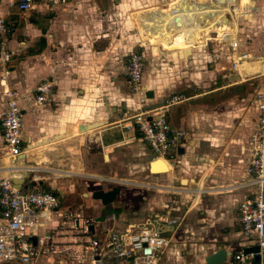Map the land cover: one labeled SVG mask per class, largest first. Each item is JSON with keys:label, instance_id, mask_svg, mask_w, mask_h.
Here are the masks:
<instances>
[{"label": "crops", "instance_id": "0c3cea01", "mask_svg": "<svg viewBox=\"0 0 264 264\" xmlns=\"http://www.w3.org/2000/svg\"><path fill=\"white\" fill-rule=\"evenodd\" d=\"M181 1L72 0L19 12L8 0H0V16L9 32L11 65L6 81L17 90V102L25 108L21 130L24 152L16 157V163L23 167L21 184L51 190L59 199L69 201L59 204L45 224V232H50L59 246H72L69 236L53 231L62 213L95 221L103 209L104 205L89 196L94 189L107 190L122 183L111 203L118 213L105 214H113L115 219L106 221L104 228L140 222L150 216L149 212L151 216L158 213L170 217L168 210L172 208L164 204L168 193L162 190H169L166 186L172 179L184 186L192 182L194 188L188 192L194 193V198L185 210V221L171 237L173 247L170 243L159 264H202L203 258L218 248L231 253L248 243L239 232L236 205L255 191L254 185L245 184L249 180L245 164L247 140L256 127L257 114L250 107L243 113V98L238 104L231 97L218 100L217 90L234 84L233 79L239 76L254 85L253 92L261 77H249L256 62L247 63L240 73L236 70L222 75L226 83L216 85V77H207L203 67L207 65L209 73L222 70L215 61L230 59L226 43L208 40L214 32L219 36L237 30L238 51L254 57L264 54L260 48L264 45V0H238L237 5L242 3L247 9L221 20L219 31H212L204 45L193 42L195 21L183 24L180 15L186 13L195 19L209 16L212 0H186L198 6L195 10L193 6L184 9ZM142 17L147 23L152 19L156 32L151 25L140 24ZM169 18V25L157 23ZM180 34L186 35L173 37ZM138 40L146 48L144 61L151 67L147 71L149 66H144L140 95L129 91L123 62ZM168 51L172 53L165 54ZM41 81L50 82V100L35 105L31 90ZM176 92H183L184 99L169 105L164 114L171 127L184 131V137L175 157L164 159L170 167L154 172L151 165L156 160L148 161L152 155L149 148L134 129L126 127L123 117L159 107ZM139 96L143 101L139 102ZM3 104L0 93V116ZM143 161L149 172L146 177L151 176L147 188L152 192L144 197L146 213L130 214L127 201L121 202L119 197L127 193L124 186L132 188L126 184L137 183V167ZM57 233L60 235L54 238ZM178 240L182 244H177ZM226 259L230 264L231 255ZM56 261L63 264L61 258Z\"/></svg>", "mask_w": 264, "mask_h": 264}, {"label": "built area", "instance_id": "2783aa9c", "mask_svg": "<svg viewBox=\"0 0 264 264\" xmlns=\"http://www.w3.org/2000/svg\"><path fill=\"white\" fill-rule=\"evenodd\" d=\"M69 1L72 0H8V3L17 11L24 12L36 11L39 7H55ZM226 1L228 9L224 15L235 14L234 3L231 0ZM195 20L193 16L190 17V21ZM170 22L171 18L157 21L163 26L169 25ZM150 28H153V25ZM8 33L5 20L0 16V92L4 103V110L0 116V131L3 140L2 152L7 160V165H0V263L37 264L39 255L54 247L51 243L53 241L51 233L45 232V224L51 219L52 213L59 209L60 199L51 190L22 186L21 183L13 181L21 178L23 169L16 163V157L24 152L21 130L22 113L25 108L17 102V90L8 87L6 81L8 69L5 66L10 59ZM135 34L137 35L136 31ZM208 40L227 44L232 70L236 71L238 63L242 61L258 64V69L248 75L260 76L261 81L251 93L247 104L256 111L257 116L256 127L247 140L245 164V172L249 176L245 184L254 185L255 191L236 205L239 232L248 242L243 247L256 245L257 251L243 253L242 247L229 254L230 264H264V54L254 57L245 51H238L240 40L237 30L233 38H216V35H213L212 39ZM137 49V52L130 51L126 55L125 79L129 91L140 95L144 88L143 51L146 49L140 40ZM2 81H5V85L1 83ZM50 94V82H39L34 87L33 104L42 105L49 101ZM183 99L182 94L172 95L159 107L138 110L123 117L127 121L126 127L134 129L149 148L152 154L149 161L158 157L168 161L175 157L176 147L184 137V131L171 127L164 112L169 105ZM138 100L141 102L143 98L139 96ZM31 181L36 182L38 179L32 178ZM114 219L113 214L104 217L105 221L112 222ZM181 221L180 215L169 217L155 213L140 222L126 223L117 229L112 226L100 227L98 221L80 219L78 214L62 213L60 224L77 229L80 234L85 235V238L78 240L84 243L82 249L84 254L77 256L81 264H159L171 243L173 227L176 228ZM90 225L92 230L89 229ZM159 225H163L167 230L160 228ZM95 226L104 233L102 239L91 236ZM167 232L170 233L166 234Z\"/></svg>", "mask_w": 264, "mask_h": 264}, {"label": "rangeland", "instance_id": "374dc122", "mask_svg": "<svg viewBox=\"0 0 264 264\" xmlns=\"http://www.w3.org/2000/svg\"><path fill=\"white\" fill-rule=\"evenodd\" d=\"M197 7H198L197 5L193 6V8H197ZM144 19H146V18L142 17L139 19L141 25H143L145 27L150 26V25L152 26V21L147 23V22H145ZM152 32H156V29L153 28ZM187 35H189V34H187ZM189 39H186V41ZM202 47L203 46H201L200 48H202ZM260 48H261V52L262 51L264 52V45H263V47H260ZM151 49H153L154 52H160V51L156 50L154 47H152ZM169 53L171 54L172 52L168 51L165 54H169ZM125 60H126V57L123 59L124 71H125ZM201 61H203V60H201ZM211 63H212V61H211ZM215 63H217V64L219 63V66H223V69L222 70H214L213 72L209 73L208 69H207V65H206L205 67H203V71H204L205 75H207V77H211V79H213V77H216V80H217L216 85L225 84L226 82L223 81V78L221 76L224 74H228V73H230V74L236 73V71L230 69V63L227 62L226 60L221 59V60H219V62L215 61ZM9 65H11L10 59L5 66L8 70L10 69ZM246 65H247L246 62L244 63V65H238L237 70L239 71V73L241 72V70H245ZM144 66H149V65H147L146 60L144 61ZM219 66L217 65V67H219ZM150 69H151L150 66L147 67V71H149ZM257 69H258V64L253 63L252 64V70L256 71ZM246 73H248V72H246ZM240 79L241 78L239 76H237L235 79H233L234 80L233 82H235L234 84H231L229 87L217 90V92H218L217 98H218V100H221L224 98L231 97L232 101L236 102L235 104H238L240 102L239 99L243 98L244 100L241 101V104L243 103V105H244V110H243V113H244V112H246L245 109H248L247 104H248V99L250 97V95H249L247 97V100H246L245 99L246 95L248 93H252V88L254 87V85L253 84L250 85L249 81H246V80L243 81ZM227 83H229V82H227ZM142 85H143V82H142ZM35 86H33V89L31 91L34 92ZM9 87H11V86H9ZM0 90H1V87H0ZM177 94H184V93L183 92H176L173 95H177ZM171 97H172V94L167 96L165 101L170 99ZM239 107H240V105H239ZM5 162H6V159H5L3 152L0 148V165L5 164ZM148 168H149V166H148ZM137 171L139 174L138 178L136 179L137 183L133 182V184H126V185L132 186V188L129 186H127V187L124 186L123 190H125V192L127 191V193L124 194V192H123V194H121L119 199L121 200V202L127 201V210L126 211H128L130 214H133L135 212L136 214L140 215V214L146 213V211H145L146 203H145L144 197H145V194L151 193L152 189L147 188L148 187L147 185L149 184L147 182L149 181V178H151V176L146 177V175H149V172L147 170L146 161H143L142 166L137 167ZM33 173H37V172H29V174H33ZM154 180L158 181L156 179H154ZM181 180H184V179H181ZM186 183L187 182H185L184 184H186ZM117 186H119V187L122 186V183H119ZM162 186H164V185H162ZM166 187H168L169 190L164 189L162 191L168 193V195L166 196V200H164V204H166L165 206H167L168 208H170V209L172 208L171 210H168V212L171 213L170 217H172L174 215H180L182 221L184 222L186 219L185 210L190 205V203L192 201L191 199L194 198V193L188 192L194 188L193 183L190 182L188 185L184 186L183 183L179 182L178 179H172ZM181 187H185V188H181ZM183 190L185 192H182ZM68 203H69V201L66 199V197L60 198V206H63L64 204H68ZM112 211L116 214L118 213V209H114L112 207L111 203H108V204L103 206V209L97 214V217H95L94 220L98 221L100 223V225L104 227L106 224L105 223L106 221L104 220L105 214H108ZM148 215L151 216V213L149 212ZM70 224H72L71 221H70ZM181 226H182V224H181ZM114 228H115V226H114ZM56 230L61 231L60 234H65V235L69 236L71 239L70 244L72 246H70V247L59 246V244H56V242L54 243L52 241L51 243L54 244V247L49 249L47 252L40 254L39 258L37 260V264H58V262L56 261L57 257L61 258L63 260V262H62L63 264H81L82 262L79 261L77 256H79L80 254H84L82 251L84 243H80L78 240L85 238V235L80 234V232H78L77 229L70 228L69 226H66V225H61L60 221L58 223V226L55 227V229L53 231H56ZM172 230H173L172 235L174 234V237H175V235L177 234V230L174 227ZM174 230H176V231H174ZM173 232H175V233H173ZM169 233L170 232H168V234ZM60 234L57 233L54 236V238L58 237V235H60ZM92 234L93 235H91V234L90 235L93 236L94 238H97V239H102L104 236V233L99 231V230L94 231V233H92ZM177 239H179V238H177ZM176 243L182 244V240L181 241L178 240V241H176ZM171 246L173 247V242L171 243L170 247ZM47 254H50L51 256H47ZM164 256H163V259L165 258ZM195 259L196 258H194L193 261ZM228 259H226L222 264H226V261ZM83 263H86V262H83ZM4 264H18V263L6 262Z\"/></svg>", "mask_w": 264, "mask_h": 264}, {"label": "bare ground", "instance_id": "6f19581e", "mask_svg": "<svg viewBox=\"0 0 264 264\" xmlns=\"http://www.w3.org/2000/svg\"><path fill=\"white\" fill-rule=\"evenodd\" d=\"M184 1L186 0H182L180 2V6H183L184 9L186 8H189L190 6H194L195 4L193 5H189L188 1L185 2V4L183 3ZM213 2V9H212V12L209 16H204V17H199V18H196L195 22H194V25H193V42L195 44H198V45H204L205 41L210 37V34L212 31H219V23L221 22V20H225L229 17H226L224 15V12L226 11V9H228V1L226 0H212ZM231 2L234 3L235 6V14H232L231 13V17L232 16H237L238 13L240 12H243L247 9L246 6H244V4L240 3V5H237L238 4V0H231ZM195 10V8H194ZM152 21V19H151ZM214 34L216 35V38H226V39H230V38H233L234 37V33L232 32H227V33H223V34H220L218 36V33L217 32H214ZM186 34H180V35H174L173 37L174 38H182L183 36H185ZM212 38V37H210ZM185 43H187L186 45H189L190 44V41L187 40L185 41ZM143 46V44H142ZM244 61L242 62H239L238 65H244ZM3 85H5V81H2L1 82ZM77 133V132H75ZM161 157H158L156 159H153V160H156L152 163L151 165V169L152 171H163V170H167L170 165L163 159H159ZM159 159V160H157ZM153 160H150L153 161ZM5 165H7V160L5 162Z\"/></svg>", "mask_w": 264, "mask_h": 264}, {"label": "water", "instance_id": "95a60500", "mask_svg": "<svg viewBox=\"0 0 264 264\" xmlns=\"http://www.w3.org/2000/svg\"><path fill=\"white\" fill-rule=\"evenodd\" d=\"M182 22L186 25L190 24V17L186 13H182L180 15ZM137 47L138 44L134 47L132 51L137 52ZM87 126V125H86ZM24 177L22 176L19 180H13L16 183H21L23 181ZM21 180V181H20ZM119 186L114 185L110 187L107 190L103 189H94L90 192V197L92 199L98 200L102 205H106L108 203H112L115 199V197L119 194ZM83 195H86V193H83ZM89 229L92 230L91 225L89 226ZM33 241V239H32ZM257 251V246L256 245H251L247 247L242 248V252H256ZM229 255V252L224 250L223 248H218L215 251L207 254L203 258V263L202 264H221L222 262L225 261L226 256Z\"/></svg>", "mask_w": 264, "mask_h": 264}]
</instances>
